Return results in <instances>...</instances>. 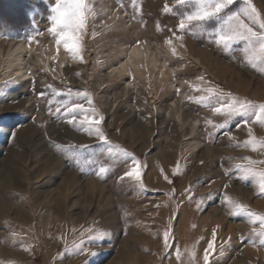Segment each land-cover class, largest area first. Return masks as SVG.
<instances>
[{
  "label": "rangeland",
  "instance_id": "rangeland-1",
  "mask_svg": "<svg viewBox=\"0 0 264 264\" xmlns=\"http://www.w3.org/2000/svg\"><path fill=\"white\" fill-rule=\"evenodd\" d=\"M0 1V117L8 121L0 135V264H178L176 247L182 264H203L213 230L217 248H224L216 264H264V254H246V249L264 252L253 246L254 226L231 215L223 201L228 195L264 214V196L255 195L253 179H241L234 167L246 164L248 149L230 145L234 141L224 135L231 131L237 142L243 125L237 127V117L222 127L223 117L196 103L202 93L193 91V85L211 86L264 102V75L244 63L242 45L225 52L203 33L184 34L181 47L174 36L181 34L179 19L163 11L165 4L176 8L175 0H136L135 6L131 0H95L97 15L89 21L80 63L63 47L57 55L47 19L54 0ZM253 2L264 14V0ZM242 6L235 0L230 8ZM35 28L39 34L29 43ZM168 38L176 55L165 44ZM132 51L140 55L133 58ZM19 68L27 80L15 76ZM48 85L91 94L108 139L144 166L143 189L119 179L129 164L101 155L81 170L54 147L102 145L62 115L49 113V101L54 108L65 97L53 95ZM206 119L217 126H206ZM100 164L109 167L103 176L97 175ZM229 226L237 228L228 234ZM166 229L173 237L167 249ZM97 231L107 235L94 240Z\"/></svg>",
  "mask_w": 264,
  "mask_h": 264
},
{
  "label": "snow or ice",
  "instance_id": "snow-or-ice-1",
  "mask_svg": "<svg viewBox=\"0 0 264 264\" xmlns=\"http://www.w3.org/2000/svg\"><path fill=\"white\" fill-rule=\"evenodd\" d=\"M133 6L136 5V0H131ZM176 8L165 4L163 11L172 13L179 19L178 30L180 35H175V39L181 42V47H186L183 44L184 34L198 35L207 33L212 37L215 43L220 46L225 52L231 51L235 45H242L240 51L244 63L264 75V14L257 8L253 0H242L243 6L232 11L230 6L235 3V0H175ZM95 0H54L50 7V22L49 34L55 41L56 52L59 54L61 47L70 56L71 59L84 62L83 53L85 52L84 37L88 34V25L90 20H94L97 15L95 8ZM157 29L160 30L159 25ZM39 34V30L35 28L34 35L29 38V43L35 40V35ZM2 35V34H0ZM173 55L177 54L173 38L165 40ZM53 56V61L56 60ZM79 75V73H76ZM203 81V77L197 78ZM51 93L55 96L63 95L65 98L59 102L54 108L52 102L49 101L48 111L53 112L58 116L62 115L66 118V122L77 131H85L90 137L95 136L101 143L102 147L99 150H90L91 146L87 144L62 145L55 143L54 147L69 158L82 166L97 164V157L105 155L113 162H122L130 166L119 177L121 181L125 179L144 188L142 182L143 165L139 159L127 149L119 144L111 142L101 125L103 116L95 107V102L88 91L73 90L68 88L66 92H60L52 85H48ZM194 92H200L201 95L195 97V102L210 109L214 115L223 117L226 126L227 121L239 117V123L248 129L247 139L243 143H236L235 147H243L250 149L253 152L264 150V139L257 138L253 133L252 125L264 127V102L252 101L246 97H240L231 92L225 93L223 90L216 87H200L193 85ZM41 97L46 94L40 93ZM189 99H193L189 97ZM62 108L64 111L62 112ZM206 126L215 128L217 124L212 119L205 120ZM8 127V121L0 117V135L5 134V129ZM13 133V138H14ZM224 135L230 141L235 140L231 131H225ZM247 164H236L234 167L241 173V179L252 178L254 186L258 189V195L264 196V168H258L256 165H264V160L256 161L251 157H243ZM179 163L173 169L175 175L179 171ZM109 171V167L100 164L97 175L103 176ZM163 171V170H161ZM164 179L168 180L165 175ZM191 188L186 192H190ZM191 199V197H189ZM224 203L229 207L231 215L243 216L247 223L253 225L252 233L257 237L253 242V246L264 247V214L254 212L245 204L225 195ZM259 225V227H255ZM218 227V226H217ZM105 235L104 231H97L93 236L94 240H100ZM173 239L171 231L166 229L163 232L164 248L173 247L169 244V240ZM217 233L212 232V238L208 242L207 247L203 251V264H216L215 257L222 254L223 246L217 248ZM222 242L223 243H227ZM25 251H30L31 248L25 246ZM82 253L86 249H79ZM182 250L179 247L175 248V258L178 264H182ZM189 256L194 261L197 256V245H194L189 251ZM14 264V262H12Z\"/></svg>",
  "mask_w": 264,
  "mask_h": 264
},
{
  "label": "bare ground",
  "instance_id": "bare-ground-1",
  "mask_svg": "<svg viewBox=\"0 0 264 264\" xmlns=\"http://www.w3.org/2000/svg\"><path fill=\"white\" fill-rule=\"evenodd\" d=\"M22 48V47H21ZM140 54L139 53H136L135 51H132V53H131V57H138ZM131 57H129L128 59L130 60L131 59ZM151 62L153 61V59H151L150 60ZM156 61V59L154 60V62ZM15 76H17L18 78H20V79H22L21 80V82L22 81H25V80H27L29 77H28V73L24 70V68H19V69H16V71H15ZM263 81V80H262ZM259 83H260V81H259ZM263 83V82H262ZM260 85V84H259ZM262 87V86H261ZM247 91V90H246ZM246 91L244 90V91H242V94L243 95H246ZM262 92H264V91H262ZM260 94V93H259ZM259 96V95H258ZM263 98V97H262ZM259 101H261L260 99V96L257 98ZM256 99V100H257ZM257 100V101H258ZM263 101V100H262ZM252 128H253V133H254V135L255 136H258L259 138H263L264 137V135H263V131H262V129H261V126H259V125H252ZM65 132L66 133H69V131L68 130H66L65 129ZM247 136H248V129L245 127V126H243V127H241L240 128V130L238 131V136H237V138H238V141L236 142L235 140H233L234 141V143L232 142V143H230V145H235L236 143H243L246 139H247ZM233 145V146H234ZM235 147V146H234ZM243 148V147H242ZM209 149V148H208ZM243 149H245V150H247V148H243ZM209 150H212V149H209ZM213 151V150H212ZM243 152H245V151H243ZM235 156V155H234ZM243 157H251L253 160H256V161H261V160H264V151L263 150H258V151H256V152H253V151H251L250 149H248V154L246 155V156H243ZM235 159V158H234ZM244 160V159H243ZM242 162V161H241ZM243 162H245L246 164L248 163L246 160H244ZM256 167H258V168H263L264 167V165H256ZM232 170V169H231ZM233 171V170H232ZM224 183V182H223ZM244 194V193H243ZM253 194H255V193H253ZM246 195V194H245ZM255 195H258V194H255ZM257 205H259L260 207H262L261 206V203H258ZM263 206H264V204H263ZM257 207V206H256ZM264 208V207H263ZM236 219V218H235ZM217 220V219H216ZM215 220V221H216ZM214 223H217V222H214ZM216 226H219V224H215L214 225V228H216ZM224 226V225H223ZM220 227V226H219ZM235 228H237V227H234V226H229L228 227V234L229 233H231L232 231H233V229H235ZM218 229V228H217ZM219 230V229H218ZM220 231V230H219ZM242 239V238H241ZM257 247V246H256ZM258 248V247H257ZM262 248V247H261ZM247 250V251H246ZM246 250H244V252L246 251V254L248 255V256H250V257H253V258H260V257H262L263 256V254H264V252H262V251H260V250H258V249H246Z\"/></svg>",
  "mask_w": 264,
  "mask_h": 264
},
{
  "label": "trees",
  "instance_id": "trees-1",
  "mask_svg": "<svg viewBox=\"0 0 264 264\" xmlns=\"http://www.w3.org/2000/svg\"><path fill=\"white\" fill-rule=\"evenodd\" d=\"M0 2H2V1H0Z\"/></svg>",
  "mask_w": 264,
  "mask_h": 264
}]
</instances>
